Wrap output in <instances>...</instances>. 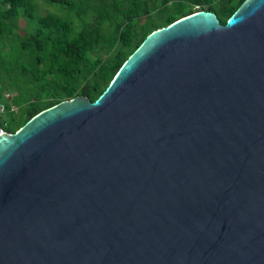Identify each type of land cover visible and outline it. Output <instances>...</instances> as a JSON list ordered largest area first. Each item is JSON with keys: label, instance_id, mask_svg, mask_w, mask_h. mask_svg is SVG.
<instances>
[{"label": "water", "instance_id": "1", "mask_svg": "<svg viewBox=\"0 0 264 264\" xmlns=\"http://www.w3.org/2000/svg\"><path fill=\"white\" fill-rule=\"evenodd\" d=\"M0 264H264V0L0 134Z\"/></svg>", "mask_w": 264, "mask_h": 264}, {"label": "trees", "instance_id": "2", "mask_svg": "<svg viewBox=\"0 0 264 264\" xmlns=\"http://www.w3.org/2000/svg\"><path fill=\"white\" fill-rule=\"evenodd\" d=\"M33 0H2L0 5V38L12 32V26L24 9L33 16ZM71 6L73 0H44ZM160 1L157 12L151 11V2ZM246 0H80L95 15L93 21H83L79 30L74 22L56 14L38 17V26L12 47L0 64L8 72H18L36 85L26 86L15 100L21 107V116L9 126L7 115L0 118L9 133H15L40 112L64 100L83 95L95 101L109 86L129 57L154 31L199 11L215 13L222 24ZM110 24L107 28L106 25ZM97 47H106L108 56L92 59L90 53ZM44 63V70L32 66ZM30 65L32 72L26 66ZM52 80L47 81L46 76ZM29 77V78H28ZM47 81L45 85L42 83ZM52 84L51 98L41 102L42 90ZM11 113V112H10ZM8 113V114H10Z\"/></svg>", "mask_w": 264, "mask_h": 264}, {"label": "rangeland", "instance_id": "3", "mask_svg": "<svg viewBox=\"0 0 264 264\" xmlns=\"http://www.w3.org/2000/svg\"><path fill=\"white\" fill-rule=\"evenodd\" d=\"M71 6L59 4V3H48L44 0H33L32 1V11L33 16H29L24 9H21L20 16L12 26V32L5 34L4 37L0 38V64L2 63L3 58L10 52L12 47L18 46V43L21 38L26 34L35 30L38 26V17L46 16L48 14H56L64 18H70L74 22L75 30H79L83 21H93L95 15L93 12L86 6V4H80V0H73ZM93 1V0H92ZM129 2V0H124ZM0 5H2V0H0ZM151 11L153 13L157 12L160 7V1L154 2L151 4ZM110 24H107L108 28ZM108 56L106 47H97L94 51L90 53L92 59L97 58H106ZM32 66L38 67L39 70H44V63L36 64L32 61ZM28 72H32L31 66H26ZM27 78V77H26ZM25 77H19L18 72H8L6 68H2L0 65V102L8 104V99L5 94H10V99L12 102L17 97L18 93L21 92L26 86L36 85L35 81H28ZM29 78V77H28ZM47 81L52 80V76H46ZM47 81H43L45 85ZM53 85L50 84L46 90H42L41 102H46L51 98L50 91ZM70 100V99H69ZM66 101V100H64ZM16 111L7 114V120H9V126L12 128H17L16 121L21 116V107L16 103ZM6 116V115H5Z\"/></svg>", "mask_w": 264, "mask_h": 264}, {"label": "built area", "instance_id": "4", "mask_svg": "<svg viewBox=\"0 0 264 264\" xmlns=\"http://www.w3.org/2000/svg\"><path fill=\"white\" fill-rule=\"evenodd\" d=\"M6 98L8 99V104L0 102V118H4L10 112L16 111V106L12 103V98L10 99V94H5ZM8 134L5 126L3 125L2 121L0 120V134Z\"/></svg>", "mask_w": 264, "mask_h": 264}]
</instances>
